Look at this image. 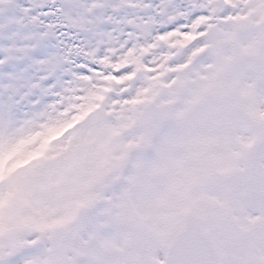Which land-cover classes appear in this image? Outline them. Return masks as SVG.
<instances>
[{"label": "snow or ice", "instance_id": "6c2138e0", "mask_svg": "<svg viewBox=\"0 0 264 264\" xmlns=\"http://www.w3.org/2000/svg\"><path fill=\"white\" fill-rule=\"evenodd\" d=\"M0 264H264V0H0Z\"/></svg>", "mask_w": 264, "mask_h": 264}]
</instances>
